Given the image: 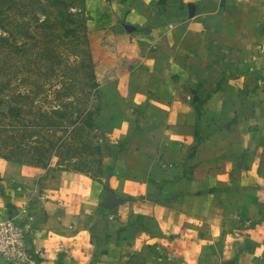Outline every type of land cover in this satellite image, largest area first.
Wrapping results in <instances>:
<instances>
[{
  "label": "crops",
  "instance_id": "crops-1",
  "mask_svg": "<svg viewBox=\"0 0 264 264\" xmlns=\"http://www.w3.org/2000/svg\"><path fill=\"white\" fill-rule=\"evenodd\" d=\"M134 1L148 54L111 107L117 157L4 163L0 219L36 264H264V0Z\"/></svg>",
  "mask_w": 264,
  "mask_h": 264
},
{
  "label": "rangeland",
  "instance_id": "rangeland-1",
  "mask_svg": "<svg viewBox=\"0 0 264 264\" xmlns=\"http://www.w3.org/2000/svg\"><path fill=\"white\" fill-rule=\"evenodd\" d=\"M139 9L134 0H0V171L6 162L107 171L124 144L113 134L125 113L111 107L148 54Z\"/></svg>",
  "mask_w": 264,
  "mask_h": 264
},
{
  "label": "built area",
  "instance_id": "built-area-1",
  "mask_svg": "<svg viewBox=\"0 0 264 264\" xmlns=\"http://www.w3.org/2000/svg\"><path fill=\"white\" fill-rule=\"evenodd\" d=\"M41 249L28 241V228L16 214L0 219V258L7 264H36Z\"/></svg>",
  "mask_w": 264,
  "mask_h": 264
},
{
  "label": "trees",
  "instance_id": "trees-1",
  "mask_svg": "<svg viewBox=\"0 0 264 264\" xmlns=\"http://www.w3.org/2000/svg\"><path fill=\"white\" fill-rule=\"evenodd\" d=\"M6 156H7V158H6ZM12 155L11 154H9V155H4V157H5V159H9V157H11ZM14 156V155H13Z\"/></svg>",
  "mask_w": 264,
  "mask_h": 264
}]
</instances>
